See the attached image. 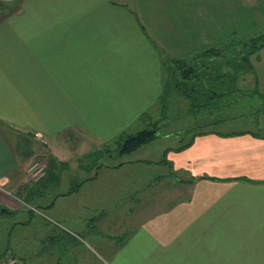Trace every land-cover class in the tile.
<instances>
[{
    "label": "crops",
    "instance_id": "0c3cea01",
    "mask_svg": "<svg viewBox=\"0 0 264 264\" xmlns=\"http://www.w3.org/2000/svg\"><path fill=\"white\" fill-rule=\"evenodd\" d=\"M226 10L222 0H0V254L27 263L9 250L32 214L55 226L45 224L49 239L84 230L107 256L65 247L42 264H264V136L200 132L174 151L184 180L157 177L152 196L139 161L87 168L163 102L166 64L190 68L227 39ZM36 161L41 180L28 172ZM117 205L133 216L122 227Z\"/></svg>",
    "mask_w": 264,
    "mask_h": 264
},
{
    "label": "rangeland",
    "instance_id": "374dc122",
    "mask_svg": "<svg viewBox=\"0 0 264 264\" xmlns=\"http://www.w3.org/2000/svg\"><path fill=\"white\" fill-rule=\"evenodd\" d=\"M220 1L212 0V3L219 6ZM222 5L226 6L227 9L224 22H228L229 35L225 41L214 46L218 53L212 54L215 58V62L212 65L216 64V66H219L217 65L218 60L222 64L220 66L223 74H229L231 77H235L237 74L236 82L232 83L235 92L230 93L228 101L221 106H216V108H219L213 113L209 112L210 110L208 109L192 112L190 111L189 102L172 92L168 95L169 97L167 96L163 99V102L156 107L157 109L145 112L134 128V131H141L157 125L158 131L155 140L130 154L120 156L115 152L117 144H113L110 147L113 153L103 157L99 162L107 167L110 165L117 167L120 166L119 163L121 162L139 161L138 164L143 168L141 171L142 183L145 181L149 183L148 194L151 196L157 189L154 190V187L150 185H154L157 177L166 178L169 174L176 179L184 180L185 176L176 172L177 170L173 168L174 163L171 162L174 154L173 149L190 142L194 134L204 131L218 133L252 132L264 136V98L262 97L264 95V46H260V44L264 45V0H222ZM233 24H236L235 27L239 29L235 30L232 27ZM242 28H244L243 31H241ZM250 38L253 39L249 40ZM252 41H259L256 43L255 49L249 47ZM249 52H251L249 62L252 69L239 73L234 72L230 67L231 62L234 60L239 63ZM204 54H206L204 58H207V60L194 63L191 65L193 68H198L199 64L202 63L204 65L203 69L210 68L212 56L209 52ZM188 63L191 64V62ZM228 78L230 77L228 76ZM227 83L231 86V80L227 79ZM164 160L170 163L168 165L162 164L161 161ZM145 161L146 163H144ZM34 163L44 167L41 180L45 174V166L39 161ZM82 163L85 164V161ZM72 164L74 163H70L69 166H73ZM96 165L98 164L95 160L91 159L87 168L91 171L96 168ZM87 174L88 172L86 171L84 175L86 176ZM102 177L100 176L99 178L102 179ZM124 178L126 179L127 177ZM116 193L118 200H125L127 197V191H117ZM23 201L28 206L34 205L31 203L34 201L29 200V198H23ZM97 206L88 204L85 209L95 210L94 208ZM121 208H123V205H117L116 210ZM39 209L41 210L40 214L44 215V210L42 208ZM123 209L124 212L114 217L115 225L119 227L125 225V221L133 218V216L129 217L128 207L125 206ZM134 210L135 207L133 206L132 211ZM26 217L28 218L27 227L17 226L14 229L12 232L14 239L11 241L10 250L7 248L14 257H20V254L24 255L23 260L29 264H42L50 251L59 252L65 247H81L86 248L87 252L99 262L107 259V256L102 254L100 249L103 245L93 243L90 236L84 234V230L81 234H78L79 236L73 234L72 237L52 229V238L49 239V230L46 229V225H51V227L55 228L53 224H46L43 219L36 215L26 214ZM107 224L111 226V220ZM45 233L47 234L46 236ZM6 236L7 230L1 234L0 250L6 247ZM112 241L116 245L120 243L114 239ZM2 258L7 257L3 256ZM19 261L21 262V260Z\"/></svg>",
    "mask_w": 264,
    "mask_h": 264
},
{
    "label": "trees",
    "instance_id": "16d2710c",
    "mask_svg": "<svg viewBox=\"0 0 264 264\" xmlns=\"http://www.w3.org/2000/svg\"><path fill=\"white\" fill-rule=\"evenodd\" d=\"M253 38H250L249 40H252ZM257 42L252 41L249 44V47L255 49ZM260 46L264 45L260 44ZM207 52H209L211 56L212 54H215V52L218 53L214 47L204 48V51L199 55L205 59V61L207 58H204L206 54L203 55V53ZM250 55L251 52L243 57V60L239 61V63L233 60L230 64L231 69L237 73L252 69L251 63L249 62ZM214 59L215 58L212 56V62H210L209 69H203V63L199 64L198 68L186 67L176 60H172L174 61L173 63L166 64L162 99H165L170 93L174 92L189 102L190 111L192 112H198L205 109L210 110L209 112L211 113L215 112V110L219 108H216V106H221L226 103L230 97V93L235 92L232 83L236 82L237 74L235 77H231L229 74H223L221 72L222 64H220L218 60L217 65L219 66H216V64L212 65L215 62ZM228 76L230 78H228ZM227 79L231 80V86L227 83ZM262 97L264 98V95ZM157 131L158 126L153 125L152 127L143 129L134 134L120 135L116 141L117 155L130 154L145 144L152 142L157 138ZM199 134L200 133L194 134L190 142L182 145L177 150L173 149V151H180L187 148L191 145L192 140ZM91 159L94 158H90V160ZM94 160L95 162L97 161L96 159ZM161 163L166 165L169 164L166 160L161 161ZM101 166V164H98V167ZM4 254L5 253L0 254V258H2Z\"/></svg>",
    "mask_w": 264,
    "mask_h": 264
},
{
    "label": "built area",
    "instance_id": "2783aa9c",
    "mask_svg": "<svg viewBox=\"0 0 264 264\" xmlns=\"http://www.w3.org/2000/svg\"><path fill=\"white\" fill-rule=\"evenodd\" d=\"M44 167L40 166L38 163H34L30 166L28 172L33 177L34 180H40L43 175ZM7 258H1L0 264H22L18 259L6 256Z\"/></svg>",
    "mask_w": 264,
    "mask_h": 264
}]
</instances>
